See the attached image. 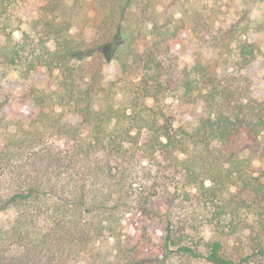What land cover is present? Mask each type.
<instances>
[{
	"label": "trees",
	"instance_id": "trees-1",
	"mask_svg": "<svg viewBox=\"0 0 264 264\" xmlns=\"http://www.w3.org/2000/svg\"><path fill=\"white\" fill-rule=\"evenodd\" d=\"M22 1L0 0V67L26 87L29 110L0 151L10 181L0 213L15 212L0 229V264H264V87L257 95L242 73L264 65V50L238 38L241 23L264 38V18L247 16L264 0H238L214 35L198 9L208 0H45L30 21ZM178 30L215 58L195 47L188 60L173 55ZM226 41L237 68L219 76ZM106 63L120 78L105 77ZM166 93L193 106L187 121L148 104ZM48 138L65 149L52 152ZM160 196L191 202L210 236L189 233L195 216L150 232ZM136 216L149 225L124 234Z\"/></svg>",
	"mask_w": 264,
	"mask_h": 264
},
{
	"label": "rangeland",
	"instance_id": "rangeland-1",
	"mask_svg": "<svg viewBox=\"0 0 264 264\" xmlns=\"http://www.w3.org/2000/svg\"><path fill=\"white\" fill-rule=\"evenodd\" d=\"M45 0H23L20 3V10L17 9L18 16L24 20V21H30L34 18L35 9L44 2ZM238 2V0H208L207 3H198V9L203 8L204 9V15L207 16L209 20L208 23H211L214 28V34L215 32L222 33L224 32L227 27L230 25V22L235 18L233 15V8L232 5L234 3ZM246 6H243L245 8ZM242 8V9H243ZM246 10V9H244ZM163 12V11H162ZM181 16V14H179ZM179 15H176V17H180ZM264 18V5H256L252 7L250 10V13L247 15L248 17H258L260 16ZM241 29L239 30L238 38L242 40H251L255 43H257L261 48L264 50V38L262 35L259 34H253L251 30H244L246 29V24L241 23L240 25ZM243 27V28H242ZM218 30V31H217ZM243 31V32H242ZM186 34L185 36L181 35V32L178 30L176 33L175 39L180 40L181 48L179 51L175 49V46H173V50L171 53L173 55H177L181 61L188 60L192 48H196L197 51H202V53L205 52L207 57L209 58H215V55L211 53L212 51L206 49V47H203L199 44H197L198 38L192 35ZM17 37V34H15ZM208 37V36H206ZM149 39V38H147ZM208 44H213L211 41V38L207 39ZM228 43V46H230L229 49H223V54L221 55V59L218 58L216 60V65L218 67L217 71L219 76L226 74V73H234L237 68V62L236 56H235V45L236 43H233L232 41H226ZM174 43V42H172ZM259 47V48H260ZM260 48V49H261ZM209 49V48H208ZM224 59V60H222ZM226 61V62H224ZM1 73H3L1 75ZM103 73L107 79H116L120 78V71L117 66H113L111 64L107 63L103 67ZM242 73L246 74L250 79L255 81L256 88L254 91L255 93L261 94V89L264 87V65L259 66L255 64L254 66H251L248 71H243ZM122 77V75H121ZM129 77H122V80L125 82L126 85L131 83V79H128ZM20 81L17 79L16 74L14 72L8 71L5 69V67H0V84L2 85L1 88V97L4 99H7V103L4 105V107L0 110V151L3 150V146L6 143L7 139L10 135H14L17 133L20 126L23 128H27V113H28V104L24 101L22 95L26 92L25 86H20ZM39 86L43 88H47L46 81L41 80L38 84ZM264 93V92H263ZM179 94L174 93H166L160 96V100L158 102H152L150 101L148 104L152 105L155 108H159L163 111H165L168 115H172L174 118V125H177L178 123L182 124L183 122L187 121L189 119V116L194 111L193 106L186 104L183 102L179 96ZM94 108L95 110L102 108V103L98 100H95L94 102ZM12 111V112H10ZM13 113L12 115L8 116V119L1 120L2 115ZM13 119V120H11ZM21 132H19V135ZM261 140L264 142V134L262 135ZM48 143L51 144L52 152H58L59 150H64L66 147L65 141L58 140L57 138H48ZM11 174V172L6 171V174ZM26 175V174H24ZM2 176H0L1 178ZM10 185V181L8 178H4L0 180V190L6 191L4 189H7ZM229 189L231 191H234V187L230 186ZM193 194V192H192ZM151 209L156 214V218L152 219L151 222L146 220V218L141 219L139 216H136L134 219H128L125 218L123 222V228L122 231L126 235H132L137 227H139L141 224L149 225L154 224L156 226L155 230L149 229L150 232L154 233H161L164 226L166 225V221L168 218H171L175 222V226H180V224H184L186 227L189 225L186 220H190L191 217L195 216L196 222L192 225L197 226L198 230L193 231V228L190 227L189 233L191 235H200L204 234L205 237L210 236V224H204L203 219L200 214L195 213L196 210L191 206V202H185L184 205L178 204L177 200H172L170 197L166 196H160L157 197L154 201L151 203ZM212 209V207H211ZM15 212L13 210H7L0 213V229L6 230L7 232L9 230V225L14 217ZM209 219L208 216L206 218ZM183 221V222H182ZM6 234V233H5ZM1 234V238L5 235ZM24 261H27L24 258ZM169 264H185L184 262H181L179 260H171ZM194 264H205L204 262H196Z\"/></svg>",
	"mask_w": 264,
	"mask_h": 264
}]
</instances>
